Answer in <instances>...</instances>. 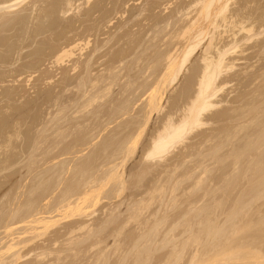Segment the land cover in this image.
Instances as JSON below:
<instances>
[{
    "label": "rangeland",
    "instance_id": "374dc122",
    "mask_svg": "<svg viewBox=\"0 0 264 264\" xmlns=\"http://www.w3.org/2000/svg\"><path fill=\"white\" fill-rule=\"evenodd\" d=\"M201 2L0 0V264H264V0H229L217 27ZM199 28L176 80L162 82L169 55ZM212 36L209 55L227 52L217 104L167 153L147 157L169 116L188 114ZM159 80L161 108L151 113ZM97 178L99 187L89 182ZM84 180L96 189L87 185L82 204ZM39 216L46 225L31 227Z\"/></svg>",
    "mask_w": 264,
    "mask_h": 264
},
{
    "label": "bare ground",
    "instance_id": "6f19581e",
    "mask_svg": "<svg viewBox=\"0 0 264 264\" xmlns=\"http://www.w3.org/2000/svg\"><path fill=\"white\" fill-rule=\"evenodd\" d=\"M202 2H204V5H203V7H202V10H200L201 11V16H203L204 18H207L209 21V24L210 25H214V26H218L217 25V20H218V18H221V19H223L222 21H224V22H226L227 20H228V16L226 15L227 13V9H228V1L229 0H224L225 2H223L222 1V4H218L213 10H212V8H211V5H212V3H213V0H205V1H203V0H201ZM232 1V0H231ZM201 2V3H202ZM236 2V1H235ZM20 3V2H19ZM196 3V2H195ZM195 3H194V5H195ZM231 3V2H230ZM37 4V3H36ZM198 4V3H197ZM250 5V4H249ZM253 5V4H252ZM202 6V5H201ZM237 6V5H236ZM9 7H11V6H9ZM20 7V6H19ZM192 7V6H191ZM213 7V6H212ZM233 7V6H232ZM192 8H194V7H192ZM12 10V9H11ZM19 10V9H18ZM24 10V9H23ZM186 10V9H185ZM254 11H255V8L253 9ZM257 10V9H256ZM244 11V10H243ZM24 12H26V11H24ZM181 12V11H180ZM187 13H188V11H187ZM192 13V12H191ZM193 14V13H192ZM191 14V15H192ZM6 15V14H5ZM8 15V14H7ZM188 15V14H187ZM198 15V14H197ZM182 16H183V14H182ZM240 16H241V14H240ZM258 16V15H257ZM260 16H261V14H260ZM11 17V16H10ZM9 17V18H10ZM186 17H188V16H186ZM202 17V18H203ZM239 17V16H238ZM195 18V17H194ZM247 18V17H246ZM248 18H250V17H248ZM253 18V17H252ZM257 18V17H256ZM184 19V18H183ZM193 19V18H192ZM189 20V19H188ZM194 20V19H193ZM198 20V19H197ZM236 20V19H235ZM245 20V19H244ZM220 21V20H219ZM246 21H248V20H246ZM246 21H244V22H246ZM4 22V21H3ZM191 22V21H190ZM197 22V21H196ZM196 22H194V23H196ZM236 22V21H235ZM242 22V21H241ZM254 22V21H253ZM252 22V23H253ZM192 23V22H191ZM249 23V22H248ZM248 23H247V25H248ZM226 24V23H225ZM224 24V25H225ZM243 24V23H242ZM254 24V23H253ZM252 24V25H253ZM190 25H192V24H190ZM197 25V24H196ZM227 25V24H226ZM247 25H245L246 27H243V25H242V29L243 30H247L246 32H248V31H250L251 29H253V27L251 28V26H250V28H247ZM249 25H251V24H249ZM249 25H248V27H249ZM262 25V24H261ZM189 26V25H188ZM195 26V25H194ZM254 26V25H253ZM185 27V26H184ZM193 28V26H190V29H192ZM196 27V26H195ZM199 27H201V26H199ZM204 27H206V26H204ZM207 27H209V25L207 26ZM256 27V26H255ZM186 28H187V26H186ZM189 29V28H188ZM201 29H202V27H201ZM200 28H199V30H194L195 32L194 33H192L193 35H191L190 34V38H188L187 39V41H190V43L186 46V48L183 50V52L181 53V54H177V55H169V62L168 61H166V62H168L167 63V66H166V71H164V72H162V73H164L162 76L161 75H159V76H161L162 78V82L164 81L165 82V80L167 79V80H169L170 79V81L171 82H174L175 80H176V78H177V76H178V73L180 72V70L182 69V67L184 66V64L188 61V59H189V56H190V54L196 49V47L202 42V35L204 34V29L203 30H201ZM206 29V28H205ZM213 29V28H212ZM230 29V28H229ZM232 29V28H231ZM227 30V29H226ZM225 30V31H226ZM184 31V30H183ZM187 31V30H186ZM185 31V32H186ZM188 31H190V30H188ZM213 31V30H212ZM216 31V30H215ZM220 31V30H219ZM219 31H217V32H219ZM252 31V30H251ZM250 31V32H251ZM257 31V30H256ZM260 31V30H259ZM221 32V31H220ZM228 32H230V31H228ZM249 32V33H250ZM180 33V32H179ZM189 33V32H188ZM206 33H207V31H206ZM242 33V32H241ZM240 33V34H241ZM253 33H255L254 31H253ZM211 34V33H210ZM219 33H217V35H218ZM248 34V33H247ZM260 34H262V33H260ZM234 35V34H233ZM186 36V35H185ZM227 36V35H226ZM257 36V35H256ZM177 37V36H176ZM206 37V36H205ZM215 37V36H214ZM233 37V36H232ZM262 37V36H261ZM72 38V37H71ZM204 38V37H203ZM210 38V37H209ZM224 38V37H223ZM237 38V37H236ZM247 38V37H246ZM248 39V38H247ZM219 40V39H218ZM258 40V39H257ZM179 41V40H178ZM186 41V42H187ZM234 41V40H233ZM218 42V41H217ZM222 42V41H221ZM235 42H237V41H235ZM207 43V42H206ZM205 43V44H206ZM242 43V42H241ZM214 43H213V36L210 38V41H209V43H208V45H207V47H206V49L204 50V52H205V56H204V62H205V64L203 63V66H204V70H202L203 71V74L201 75V78H200V82H199V85H198V90H197V92L194 94L195 96L193 97V99L191 100V102H190V105H188V106H190V107H188L187 109H189L188 110V114L187 115H185L179 122H173L172 121V119H171V116H169L170 118H169V120H168V122L165 124V125H163V127H162V129H160L159 130V132L157 133V136L154 138V140H152L153 141V145H152V148H150L151 150L149 151V153H148V156L147 157H151V156H161V155H163L164 153H167L168 151H169V149L173 146V145H175V144H177L178 142H180V141H182L184 138H186V135H187V133H188V131H189V129H193L194 127H196V126H199V125H202L203 123H202V121H201V117H202V115L203 114H205L204 112H206V111H208V110H210L211 108H213V107H215V105L217 104H215V102H214V99L216 98V95H217V92H218V88H217V83H216V80H217V77L220 75V73L222 72V70H223V68H224V65H225V56H226V53L227 52H223V51H221L220 50V52H219V56L217 57V58H214L213 56H210L209 54H211L210 53V49H211V47H212V45H213ZM242 46H244V45H242ZM68 47V46H67ZM182 47V46H181ZM170 48V47H169ZM241 48V47H240ZM62 49V48H61ZM68 50V49H67ZM67 50H64V52L63 53H61L62 52V50H61V52H60V56L59 57H61V59H62V57L65 55V52L67 51ZM69 50H71V48H69ZM69 50H68V52H67V54H69V53H71V51L69 52ZM203 50V49H202ZM179 51V50H178ZM244 52V51H243ZM75 53V52H74ZM172 53V52H171ZM177 53V52H176ZM64 54V55H63ZM72 54V53H71ZM175 54V53H174ZM217 54H218V52H217ZM70 55V54H69ZM74 55V54H73ZM166 55V54H165ZM202 57V56H201ZM57 59H59L58 57H56ZM165 59V58H164ZM235 59H237V58H235ZM60 60V59H59ZM165 61V60H164ZM233 61H235V60H233ZM157 63V62H156ZM227 63V62H226ZM156 65V64H155ZM228 65V64H227ZM237 65V64H236ZM160 66V65H159ZM226 66V65H225ZM77 68V67H76ZM159 68V67H158ZM230 68V67H229ZM230 71V70H229ZM161 73V74H162ZM226 74V73H225ZM246 74V73H245ZM249 74V73H248ZM153 76V75H152ZM169 76V79L168 78H166L165 79V77H168ZM221 76V75H220ZM157 77H158V75H157ZM156 77V78H157ZM160 79V78H159ZM165 79V80H164ZM149 80V79H148ZM161 80H159V82H160ZM159 82H157L156 83V86L151 90V92H150V95H149V98H148V106H150L152 109L150 110L149 109V112L151 111V113H152V110L154 111V109L156 110V109H159V107L160 106H158L159 104H160V101L159 100H161V98L162 97H160L161 95H160V93H161V91H159V89L161 88V86H160V84H161V82L159 83ZM167 82V81H166ZM165 82V83H166ZM169 82V81H168ZM227 82V81H226ZM110 83V82H109ZM146 83V82H145ZM164 83V84H165ZM112 84H113V82H112ZM143 85V84H142ZM158 85H159V87H158ZM161 85H163V83L161 84ZM111 87V86H110ZM108 88V87H107ZM223 88V87H222ZM192 89V88H191ZM220 89V88H219ZM221 90V89H220ZM96 95V94H95ZM98 96V95H97ZM163 96V95H162ZM218 96V95H217ZM241 96V95H240ZM242 97V96H241ZM218 98V97H217ZM94 99H96V98H94ZM94 99H92V100H94ZM191 99V98H190ZM91 101V100H90ZM163 102V101H162ZM221 102V101H220ZM188 103V102H187ZM161 105V104H160ZM157 106H158V108H157ZM164 106V105H163ZM161 108V107H160ZM150 113V114H151ZM154 113V112H153ZM152 117V116H151ZM173 117V116H172ZM153 118V117H152ZM168 118V117H167ZM142 119V118H141ZM149 119V118H148ZM148 121V120H147ZM190 127V128H189ZM189 128V129H188ZM242 129V128H241ZM263 132V131H262ZM262 132H260V133H262ZM65 133V132H64ZM18 134V133H17ZM264 134V133H263ZM129 135V134H128ZM260 135V134H259ZM130 136H131V134H130ZM258 136V135H257ZM263 136V135H262ZM259 138V137H258ZM65 140V139H64ZM128 140H130L129 138H128ZM257 140V139H256ZM44 141H46V140H44ZM126 141V140H125ZM113 145V144H112ZM111 145V146H112ZM122 145V144H121ZM125 146V145H124ZM125 148V147H124ZM123 148V149H124ZM124 150H126V148L124 149ZM149 150V149H148ZM244 150V149H243ZM119 152V151H118ZM117 152V153H118ZM128 152V151H127ZM126 152V153H127ZM130 152V151H129ZM113 156H115V155H113ZM125 159V158H124ZM124 162V161H123ZM120 163V162H119ZM255 163V162H254ZM121 164V163H120ZM253 165V164H252ZM115 166H117V167H115V169H114V166L112 167L114 170H116V169H118V167H120L118 164L117 165H115ZM66 168V167H65ZM111 168V169H112ZM208 167H206V169H207ZM75 169V168H74ZM107 169V168H106ZM109 169V168H108ZM205 169V168H204ZM47 170H49V169H47ZM64 170V169H63ZM87 171V170H86ZM102 171V170H101ZM108 171V170H107ZM107 171H105V172H107ZM113 171V170H112ZM112 171H110V169H109V171L107 172L108 174H109V172H112ZM118 171V170H117ZM116 171V172H117ZM122 171V170H121ZM120 170L118 171L119 172V174L118 175H120L121 176V172ZM72 172V171H71ZM105 172L103 173L104 175H105V177H106V175H108L107 173L105 174ZM114 172V171H113ZM121 172V173H120ZM209 172V171H208ZM87 173V172H86ZM115 173V172H114ZM143 173V172H142ZM46 174V173H45ZM91 174V173H90ZM99 174V173H98ZM111 174H113V173H111ZM123 174V173H122ZM203 174V173H202ZM92 175V174H91ZM104 175H101V177H100V182L102 183H104V182H106L105 180H108L109 181V179L106 177H104ZM114 175V174H113ZM112 175V176H113ZM115 175H116V173H115ZM114 175V177H116V178H118V182L116 183L115 181V183L118 185V183H119V181L121 182V180H122V182L121 183H123V179H122V177H118V176H115ZM142 175V174H141ZM93 177H94V175H92ZM110 175H108V177H109ZM91 177V176H90ZM105 178V180L103 181L102 179L103 178ZM111 177V176H110ZM114 177H112V178H114ZM140 177V176H139ZM99 178V177H98ZM98 178L97 179H95V181L93 182L92 180L94 179H92V178H90V179H92V180H87V181H89V182H92V183H94L95 185L96 184H99V185H97L96 187H99L100 186V183H97L99 180H98ZM111 178V181L112 180H114V179H112ZM115 178V179H116ZM89 179V178H88ZM127 179V178H126ZM63 180H64V178H63ZM97 180V181H96ZM124 180H125V178H124ZM85 181V180H84ZM127 181V180H126ZM89 182H87V184H85L86 183V181L85 182H83L84 183V185H85V188H86V190H91L88 186H91L92 185V183H90L91 185H89ZM96 182V183H95ZM200 182V181H199ZM42 183V182H41ZM77 183V182H76ZM83 183H82V185H83ZM121 183H119L120 185H118V186H121L120 188H119V190L120 189H122V184ZM78 184V183H77ZM104 184H107V182L106 183H104ZM79 185V184H78ZM88 185V186H87ZM126 185V184H125ZM88 188H87V187ZM260 186V185H259ZM43 187H45V186H43ZM71 187H73V186H71ZM75 187H77V188H79V189H77V190H75L74 188H72L73 190H74V192L76 191V193H77V191L78 190H80V192L78 191V193H81V194H79V195H84L85 193V198L81 201L82 202V204H84L85 203V201H86V196H88L89 195V193H91L90 191L89 192H86L85 190H84V187H81V189H82V191H85V193L84 192H82L81 191V189H80V187H78V186H76L75 185ZM92 187V189L93 190H91V191H94V188H95V186L93 185V186H91ZM102 188V186L100 187V188H97L98 190H100ZM70 189V188H69ZM96 189V188H95ZM123 189H124V187H123ZM97 190V191H98ZM134 190V189H133ZM123 191V190H122ZM121 191V192H122ZM130 191V190H129ZM71 192V191H70ZM120 192V193H121ZM151 192V191H150ZM46 193V192H45ZM76 193L75 194H73V192L72 193H68V194H70L69 195V197L71 196V194H72V196L71 197H73L74 195V197L72 198V204L73 205H76L77 206V208L79 207H81L82 206V204H77V202H80V199H82V197L81 196H79L78 194H77V197H76ZM84 193V194H83ZM117 193H119V191L117 190ZM148 194H149V192H147ZM67 195V194H66ZM92 195V194H91ZM94 195V194H93ZM92 195V196H93ZM147 195V194H146ZM133 196V195H132ZM67 198H68V196H66ZM65 197V198H66ZM88 197H90V196H88ZM131 197V196H130ZM64 198V197H63ZM78 198V199H77ZM80 198V199H79ZM48 199V198H47ZM74 199H76V201L74 200ZM119 199V198H118ZM132 199V198H131ZM138 199V198H137ZM61 200V199H60ZM123 200H124V198H123ZM134 200V199H133ZM64 201H65V199H64ZM69 201V202H68ZM70 201H71V199H66V202L65 203H70ZM87 201H88V198H87ZM86 201V202H87ZM126 201V200H125ZM136 201V200H135ZM134 201V202H135ZM142 201V200H141ZM76 204H75V203ZM80 202V203H81ZM191 202V201H190ZM58 203H59V201H58ZM61 204L63 203V205L61 206V204H57V205H60L61 206V208L63 207L64 209H65V211L66 210H68V209H66L67 207H66V204L64 203V202H60ZM120 203V202H119ZM124 203V202H123ZM129 203V202H128ZM142 203V202H141ZM195 203V202H194ZM52 204V203H51ZM55 204V203H54ZM53 204V205H54ZM65 204V205H64ZM68 204H67V206H68ZM133 204V203H132ZM191 204V203H190ZM52 205V206H53ZM71 205V204H70ZM68 206V208L70 207V209L71 208H73V207H71V206H73V205H71V206ZM81 205V206H80ZM109 205V204H108ZM116 205V204H115ZM121 205H123V204H121ZM138 205H140L139 203H138ZM143 205V204H142ZM193 205V204H192ZM45 206V205H44ZM51 206V207H52ZM76 206L74 207V208H76ZM130 206V205H129ZM136 206H137V204H136ZM190 206V205H189ZM50 207V208H51ZM117 207V206H116ZM138 207V206H137ZM198 207V206H197ZM60 208V207H59ZM74 208H73V210H74ZM144 208H146V206L144 207ZM19 209V208H18ZM26 209H28V208H26ZM54 209H55V211L57 212V209L55 208V206H54ZM53 209V210H54ZM64 209H61V210H64ZM115 209V208H114ZM113 209V210H114ZM138 209H142V207L140 208H138ZM137 209V210H138ZM165 209V208H164ZM41 210V209H40ZM111 210V209H110ZM143 210H146V209H143ZM50 211V213L52 212L53 213V211H52V209L51 210H49ZM55 211H54V213H55ZM133 211V210H132ZM135 211V210H134ZM159 211V210H158ZM40 212V211H39ZM44 212H46V211H44ZM59 212V211H58ZM107 212V211H106ZM142 212V211H141ZM143 212H145V211H143ZM207 212H209L208 210H207ZM206 212V213H207ZM16 213V212H15ZM41 213V212H40ZM43 213V212H42ZM46 213H48V210H47V212ZM51 213V214H52ZM108 213H111V212H109L108 211ZM133 213V212H132ZM137 211H136V215H137ZM162 213H163V211H162ZM234 214H235V212H233ZM237 213V212H236ZM37 214V213H36ZM39 214V213H38ZM44 214V213H43ZM42 214V215H43ZM116 214V213H115ZM143 214V213H142ZM234 214H233V216H234ZM111 215H112V213H111ZM110 215V216H111ZM133 215H134V217H135V213H133ZM140 215V214H139ZM157 215V214H156ZM213 215V214H212ZM91 216H93V215H91ZM113 216V215H112ZM138 216V215H137ZM136 216V217H137ZM169 216V215H168ZM206 216V215H205ZM209 216V215H208ZM231 216V215H230ZM232 216V218L234 219V217ZM236 216V215H235ZM35 217H36V215H35ZM34 217V218H35ZM42 218L44 217V216H41ZM40 216L37 218V219H32L33 220V223H35V222H37V224H31V227L32 226H36V227H38L37 225H40L39 223H42L43 224V222H40L41 220H42V218H41ZM45 217H47V216H45ZM44 217V218H45ZM116 217V216H115ZM142 217V216H141ZM207 217V216H206ZM211 217V216H210ZM14 218V217H13ZM41 220H40V219ZM43 218V219H44ZM49 218V217H48ZM89 218H90V216H89ZM130 218L132 219V216H130ZM146 218H148V217H146ZM208 218V217H207ZM227 218H229V217H227ZM46 219V218H45ZM44 219V220H45ZM52 219V218H51ZM85 219V218H84ZM91 220H92V217L90 218ZM94 219V218H93ZM116 219V218H115ZM137 219H139V217L137 218ZM230 219V218H229ZM228 219V220H229ZM25 220V219H24ZM40 220V221H39ZM82 220V219H81ZM80 220V221H81ZM135 220V219H134ZM150 219L148 218V221H149ZM164 220H165V218H164ZM167 220V219H166ZM205 220H206V218H205ZM227 220V221H228ZM21 221V220H20ZM23 221V220H22ZM26 221V220H25ZM35 221V222H34ZM46 221V220H45ZM49 221V220H48ZM79 221V222H80ZM86 221V220H85ZM93 221V220H92ZM99 221V220H98ZM104 221V220H103ZM108 221V220H107ZM129 221V220H128ZM142 221V220H141ZM147 221V222H148ZM161 221V220H160ZM163 221V220H162ZM215 221V220H214ZM226 221V222H227ZM230 221V220H229ZM51 222V221H50ZM50 222H48V223H50ZM78 222V221H77ZM83 222V221H82ZM117 222V221H116ZM115 222V223H116ZM127 222V221H126ZM158 222V221H157ZM157 222H155V223H157ZM165 222H167V221H165ZM203 223H204V221H202ZM201 222V223H202ZM31 223V222H30ZM46 223V222H45ZM44 223V224H45ZM47 223V224H48ZM53 223V222H52ZM73 223V222H72ZM76 223V222H75ZM125 223V222H124ZM123 223V224H124ZM141 223H143V222H141ZM154 223V222H153ZM208 223H209V221H208ZM210 223H211V221H210ZM209 223V224H210ZM214 223V222H213ZM41 224V225H42ZM43 224V225H44ZM77 224V223H76ZM85 224H86V222H85ZM104 224V223H103ZM126 224H128V223H126ZM146 224V223H145ZM162 224H164V221H163V223ZM205 224H207V223H205ZM209 224H207V225H209ZM212 224V223H211ZM46 225V224H45ZM72 225V224H71ZM74 225V224H73ZM78 225H79V223H78ZM94 225V224H93ZM140 225H142V224H140ZM149 225V224H148ZM175 225H176V222H175ZM47 226H49V224L47 225ZM47 226H44L45 228H47ZM88 226H90V224L88 225ZM92 226V225H91ZM90 226V227H91ZM102 226V225H101ZM124 226H125V224H124ZM128 226V225H127ZM154 226H155V224H154ZM165 226V225H164ZM177 226V225H176ZM209 226H211V225H209ZM74 227V226H73ZM76 227H77V225H76ZM89 227V228H90ZM95 227V226H94ZM105 227V226H104ZM142 227H143V225H142ZM145 227V226H144ZM158 226H156V228H154L153 227V229H156V230H158V228H157ZM208 227V226H207ZM213 227H214V224H213ZM34 228L35 227H33L32 229L34 230ZM41 228V227H40ZM75 228V227H74ZM93 228V227H92ZM125 228V227H124ZM175 228V226H173V228H172V226L170 227V229L172 230V229H174ZM205 228V227H204ZM218 228H220V227H218ZM29 229V231H30V228H28ZM36 229H38V228H36ZM42 229V228H41ZM71 229V228H70ZM77 229V228H76ZM83 229V227L82 228H80L79 227V231H81V230ZM123 229V228H122ZM161 229H163V228H161ZM217 229V228H216ZM215 228H214V230H215V232L216 233H221V230L223 229H220V232H219V229H217L216 230ZM32 230V231H33ZM43 230V229H42ZM75 230V229H74ZM145 230V229H144ZM156 230H154V231H156ZM167 230V229H166ZM189 230V229H188ZM200 230V229H199ZM199 230H198V234H199ZM209 230H210V228H209ZM212 230V229H211ZM211 230L208 232V233H210L211 232ZM214 230H212V232H214ZM72 231H73V229H72ZM72 231H70L69 232V234L72 232ZM115 231V230H114ZM118 231H120V230H118ZM159 231V230H158ZM168 231V230H167ZM201 231V230H200ZM207 231V230H206ZM218 231V232H217ZM28 232V231H27ZM78 232V231H77ZM82 232V231H81ZM94 232V231H93ZM121 232H123V231H121ZM141 232V231H140ZM152 232V231H151ZM169 232H170V230H169ZM211 232V233H212ZM215 232L214 233H212V236L214 235H216L215 234ZM73 233V232H72ZM91 233V232H90ZM100 233V232H99ZM147 233V232H146ZM155 233V232H154ZM165 233H168V232H165ZM195 233V232H194ZM197 233V232H196ZM210 233V234H211ZM21 234V233H20ZM68 234V235H69ZM88 234H89V231H88ZM122 234V233H121ZM171 234V233H170ZM173 234V233H172ZM209 234V235H210ZM36 235V234H35ZM106 235V234H105ZM146 235V234H145ZM150 235V234H149ZM148 235V236H149ZM167 235V234H166ZM193 235V234H192ZM42 236V235H41ZM71 236V235H70ZM117 236V235H116ZM115 236V237H116ZM154 236V235H153ZM157 236V235H156ZM168 236V235H167ZM166 236V238H168ZM39 237V236H38ZM79 237V236H78ZM118 237V236H117ZM155 237V236H154ZM179 237V236H178ZM76 238V237H75ZM144 238H146V237H143V240H145ZM153 238V237H152ZM164 238V237H163ZM175 238V237H174ZM198 235L196 236V239L195 240H198ZM36 239V238H35ZM126 239V238H125ZM138 239V238H137ZM136 239V240H137ZM148 239H149V237H148ZM157 239V238H156ZM171 239H172V237H171ZM170 239V240H171ZM72 240V239H71ZM71 240H70V242H71ZM147 240V239H146ZM168 240V239H167ZM169 240V241H170ZM15 241V240H14ZM24 241V240H23ZM27 241V240H26ZM58 241V240H57ZM56 241V242H57ZM76 241V240H75ZM103 241H105V239L103 240ZM123 241V240H122ZM130 241V240H129ZM151 241V240H150ZM162 241V240H161ZM161 241H159V242H161ZM166 241V240H165ZM184 241H185V239H184ZM186 241H188V240H186ZM199 241V240H198ZM56 242H55V244H56ZM164 242V241H163ZM167 242V241H166ZM175 242H177V241H175ZM23 243V242H22ZM103 243V242H102ZM152 243V242H151ZM188 243V242H187ZM35 244V243H34ZM82 244V243H81ZM115 244V243H114ZM118 244V243H117ZM144 244H146L145 242H144ZM143 244V245H144ZM157 244H158V242H157ZM161 244H163V243H161ZM93 245V244H92ZM97 245V244H96ZM98 245H100V243L98 244ZM136 245V244H135ZM95 246V245H94ZM114 246V245H113ZM132 246H134V244L132 245ZM137 246V245H136ZM147 246V245H146ZM145 246V247H146ZM156 246V245H155ZM184 246V245H183ZM26 247V246H25ZM107 247V246H106ZM117 247V246H116ZM140 247V246H139ZM148 247H151V245H149ZM163 247H164V244H163ZM163 247H161V248H163ZM182 247V246H181ZM187 247V246H186ZM135 248V247H134ZM142 248V247H141ZM185 248V247H184ZM102 249V248H101ZM106 249V248H105ZM142 249H144V248H142ZM148 249V248H147ZM146 250V249H145ZM144 250V251H145ZM149 250H150V248H149ZM20 251H21V249H20ZM42 251V250H41ZM48 251H49V249H48ZM105 251V250H104ZM133 251V250H132ZM154 251V250H153ZM17 252V251H16ZM54 252V251H53ZM136 253H137V255H138V252L137 251H135ZM147 252V251H146ZM184 252V251H183ZM42 253V252H41ZM40 253V254H41ZM48 253V252H47ZM58 253V252H57ZM140 253V252H139ZM173 253V252H172ZM172 253H170L171 255H172ZM39 254V255H40ZM49 254V253H48ZM52 254V253H51ZM169 254V253H168ZM183 254V253H182ZM181 254V255H182ZM13 255H15V254H13ZM18 255V254H17ZM14 256V257H20L19 255H20V253H19V255L18 256ZM24 255V254H23ZM102 255H103V251H102ZM135 255V254H134ZM175 255V254H174ZM147 257H149V256H147ZM173 257V256H172ZM22 258V257H21ZM141 258H142V256H141ZM175 258V257H174ZM180 258V257H179ZM13 259V258H12ZM11 259V260H12ZM16 260H17V258H15ZM15 259H13V260H15ZM23 259V258H22ZM102 259V258H101ZM176 259V258H175ZM1 260V259H0ZM135 260H137V258H135ZM139 260V259H138ZM143 260V259H142ZM168 260V259H167ZM6 261V260H5ZM4 261V262H5ZM14 262V261H13ZM18 262V261H17ZM96 262V261H95ZM141 263L142 262H144V261H140ZM165 262H167V261H165L164 260V263ZM3 263V262H2ZM135 263V262H134ZM11 264V263H10ZM137 264V263H136Z\"/></svg>",
    "mask_w": 264,
    "mask_h": 264
}]
</instances>
